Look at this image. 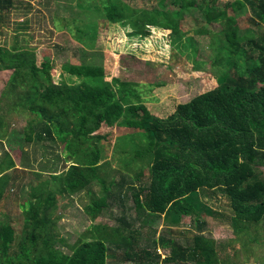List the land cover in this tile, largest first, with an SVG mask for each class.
<instances>
[{"label":"trees","instance_id":"16d2710c","mask_svg":"<svg viewBox=\"0 0 264 264\" xmlns=\"http://www.w3.org/2000/svg\"><path fill=\"white\" fill-rule=\"evenodd\" d=\"M18 1L0 0V22L12 9L18 10ZM53 1L38 0V4L51 7ZM84 1L76 0L65 21L49 9L52 22L67 23L80 49H95L105 31L109 36L122 30L132 39L146 41L155 29H163L169 31L170 44L178 52L192 48L187 57L199 67L206 61H196L195 38L188 36L181 19L184 10L201 9L210 24L220 23L218 35L211 39L216 41L210 43L217 85L179 103L164 118L142 104V94L133 89V82L114 79L119 84L114 91L99 65L64 64L61 82L56 83L53 61L41 59L35 48L0 44V72L11 71L6 84L38 106L41 120L34 126L33 144L38 147L36 154L43 153L38 162L37 157L32 161L41 173L31 171L33 164L25 163L26 159L16 164L10 152L0 157V203L20 201L17 212L22 221L17 229L12 215L0 210V264H103V260L109 264H222L219 255L228 246H216L208 236L212 216L231 226L232 240L243 249L264 231V0H243L253 12V28L263 31L242 33L235 17L231 25L233 18L224 16L231 10L220 8L221 0H174L179 4L175 8L172 2L159 8L134 6L125 0ZM31 2L21 13L27 26L28 16L36 15ZM132 96L138 104L131 101ZM103 125L116 126L115 149L120 154L100 164ZM3 138L0 133L1 144ZM58 140L75 146L81 164L96 178L84 188L87 200L82 211L75 209L82 216L81 227L86 226L83 231L80 227L64 232L61 225L65 210L59 206L69 198L65 169L59 171V161L52 167L51 159H46L49 145ZM113 161L126 174L119 179H108V173L100 177L99 172ZM217 193L228 200L226 215L209 204ZM101 207L107 210L108 221L100 218ZM116 207L123 209L120 215L112 212ZM125 210L133 212L129 218ZM161 214L169 225L165 229L141 219L145 215L152 222L150 217ZM184 217H189L188 228L179 225ZM167 248L169 254L162 258L159 250ZM98 250L104 252L100 262L92 258ZM83 257L92 261L85 263Z\"/></svg>","mask_w":264,"mask_h":264},{"label":"rangeland","instance_id":"374dc122","mask_svg":"<svg viewBox=\"0 0 264 264\" xmlns=\"http://www.w3.org/2000/svg\"><path fill=\"white\" fill-rule=\"evenodd\" d=\"M28 1H18L16 5L19 7L18 10L12 9V11L5 14V20L0 22V44L7 47L26 45L35 48L41 59L49 58L53 61L54 70L52 71V77L56 81H60L59 75L64 64L99 65L104 69L105 80L112 84L114 91L119 86L118 83L114 84V79L133 82V89L142 94L141 97L144 100L142 104L147 107L151 114L164 118L173 113L179 103L187 102L196 95L213 89L217 85L218 72L217 68L212 65V52L214 50L211 48L210 43L216 41V38L214 40L211 39L218 35L220 23L214 22L210 24L206 19L205 12L201 9H192L190 7L183 11V18L181 19L183 28L189 30L188 36H194L195 38L196 43L194 45H196L198 52H196V61L199 59L206 61L202 67L198 65L196 67L187 57L188 53H192V48L186 49L184 53L178 52L170 44L169 31L163 29H155V32L146 41L143 38L132 39L126 35L125 31L123 34L122 30L119 32L113 31L109 36H107L105 31L100 34L95 49H80L79 47L81 46L74 39V35L68 31L67 23H61L59 20L52 22V13L49 12V9L53 10L54 16L65 21L70 14L71 7L76 6V0H55L53 1L55 5L52 4L51 7L38 4V0H33L34 3H31L35 5L31 12L36 15L34 17L28 16L29 24L27 26L25 25L26 17L21 15V13L23 14L25 11ZM86 1L89 2V0H85L84 4ZM125 1L139 7L158 5L161 8V3L164 5L166 3L170 4V2L173 3L172 8L179 5V0L176 4H174V0ZM231 1L232 4L230 5H228V1L221 0L219 2L220 8H230L231 11H226L227 15L225 14L224 16L233 18L231 25L234 23L235 17L240 33L242 31L250 32L249 29L255 32L263 31L262 28H253L250 21V18L253 17V12L243 0ZM44 18L45 21H43ZM227 21V24L230 23V20L227 19ZM231 25L230 27L226 26V30H229V32H231ZM92 60H94L93 64H89ZM10 73L11 71L0 72V133L4 134L2 144L0 143V157L10 152L14 156L16 164L20 165L21 161L24 162L26 159L25 163L31 162L33 164L34 168L31 171L41 173L38 163L32 162L36 157L37 162L39 158H43L41 150L39 153H35L38 147L33 144L34 126L41 120L38 106L31 105L27 96L11 91V88L6 84ZM157 84L159 85L157 86ZM2 94L4 95L2 96ZM129 98L134 104L139 103L137 97L132 96ZM146 98L157 99L150 101L146 100ZM99 134L103 137L101 141L102 158L99 163L103 164L104 162L112 161L120 154V150L116 151L115 149L117 128L116 126L103 125ZM70 146V142L58 140L57 143L49 145L46 159H51L52 167L55 166V162L59 161V171L65 169L64 187L72 198L77 194L83 197L82 200L78 199L81 200V202H78L79 205L83 206V200L85 202L87 200L84 188L94 182L96 178L93 177L87 165L81 164L77 151L74 152L75 146ZM117 166L119 167L118 172H116ZM105 173L109 174L108 179L116 176L119 179L123 174H126L121 165L117 162L115 163V161H113L111 166H106L101 170L99 176L105 177ZM29 176L27 175L24 178L28 179ZM129 177L132 178L133 175L130 176L129 174ZM23 183L28 187V180H24ZM95 190H97V187H95ZM130 200L127 198L126 201L129 202ZM215 200L212 199L211 202L213 203H208L214 210L226 215L228 213L226 208L228 205L227 198L217 193ZM19 202L10 199V202L2 200L0 203V210H6L10 216L12 215L17 229L22 222L17 212L19 210ZM59 209L65 210V216L61 221L64 232H71L82 226L81 214L79 211L70 209L69 201L63 200ZM100 210L102 211L100 218L108 221V216L105 213L107 210L105 208L102 209V207ZM112 212L115 215H120L123 209L116 207ZM131 213H133L131 210H125L127 218H129ZM162 216L161 214L159 218L157 216L150 217L152 222H149V217L145 215L141 219L145 218L148 221L147 223H150L147 225L165 229L169 225L163 222ZM188 223L189 217H184L179 225L180 227L188 228L190 227ZM84 227L86 226L81 227L80 231H83ZM207 230L208 236L214 239L216 246L218 244L228 246L225 249V254L223 256L219 255V260L222 264H264V231L258 235V241L246 243L245 249H243L242 244L232 240L234 233L231 226L222 224L219 217L212 216L210 218ZM232 246L235 249H232ZM61 250L66 255L70 254L67 249ZM167 252L169 253L168 248ZM103 255L104 252L98 250L97 253L92 254V258H97V261L100 262V256ZM82 259L85 263L92 261V259L87 260L85 257ZM227 260H229V263H226ZM103 264L109 263H104L103 260Z\"/></svg>","mask_w":264,"mask_h":264},{"label":"crops","instance_id":"0c3cea01","mask_svg":"<svg viewBox=\"0 0 264 264\" xmlns=\"http://www.w3.org/2000/svg\"><path fill=\"white\" fill-rule=\"evenodd\" d=\"M18 46H21V45H18ZM102 51H103V50H102ZM59 78H60V75H59ZM53 80H54V82H56V83H60V82H61V79H60V81H56L55 79H53ZM1 141H3V139H2ZM80 197H81V196H79V194L75 195L74 198H72L71 195H69V198L67 199V201H69V206H70V209H72V211L75 210L76 207L79 208V209L81 210L82 207H81V206L79 205V203H78V202H81V200H78ZM83 202H84V201H83ZM81 211H82V210H81ZM98 220H103V219H98ZM89 223H90V221H89ZM159 251L161 252V254L164 253V254H162V258H163L166 254H169V253L167 252V249H160ZM160 264H164V263H161V262H160Z\"/></svg>","mask_w":264,"mask_h":264}]
</instances>
